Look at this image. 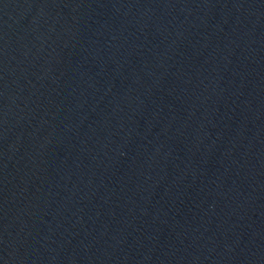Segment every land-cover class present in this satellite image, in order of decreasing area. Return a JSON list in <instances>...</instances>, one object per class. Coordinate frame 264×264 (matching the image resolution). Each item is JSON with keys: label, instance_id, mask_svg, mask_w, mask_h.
Listing matches in <instances>:
<instances>
[{"label": "water", "instance_id": "water-1", "mask_svg": "<svg viewBox=\"0 0 264 264\" xmlns=\"http://www.w3.org/2000/svg\"><path fill=\"white\" fill-rule=\"evenodd\" d=\"M0 264H264V0H0Z\"/></svg>", "mask_w": 264, "mask_h": 264}]
</instances>
